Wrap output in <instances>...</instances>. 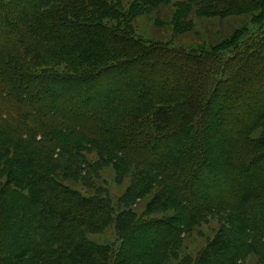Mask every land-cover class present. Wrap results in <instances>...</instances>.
Listing matches in <instances>:
<instances>
[{"label":"trees","instance_id":"trees-1","mask_svg":"<svg viewBox=\"0 0 264 264\" xmlns=\"http://www.w3.org/2000/svg\"><path fill=\"white\" fill-rule=\"evenodd\" d=\"M122 1L0 0V207L19 194L11 229L0 221V263L24 251L48 264H161L217 210L235 216L238 241L217 237L203 264L258 250L264 260V138L252 135L264 123V0H189L255 26L200 48L138 36ZM91 153L118 179L134 171L131 192L156 189L148 210L160 215L140 222L127 204L111 219V203L85 191L98 170ZM110 222L142 249L130 241L122 255L88 239Z\"/></svg>","mask_w":264,"mask_h":264},{"label":"rangeland","instance_id":"rangeland-1","mask_svg":"<svg viewBox=\"0 0 264 264\" xmlns=\"http://www.w3.org/2000/svg\"><path fill=\"white\" fill-rule=\"evenodd\" d=\"M123 9L126 13H133L132 18L133 23V32L138 36L158 41V42H167L169 46H185L188 48H200L211 46V44L218 43L223 41L227 36L232 35L242 26H247L250 29H253L255 26L251 22V15L238 14V15H224V16H207L204 12L199 10V6L191 3L189 0H154L150 2L147 8L142 9V2L134 0H123ZM134 3L133 6L130 5ZM132 25V24H131ZM78 91H82L84 87L82 85H76ZM223 102V99L214 100L211 103V110L209 111V119L206 117L204 124L215 122L214 120L218 117L217 106ZM215 111H217L215 113ZM207 115V113H206ZM209 131L216 130V126H209ZM218 129V128H217ZM252 134L254 138L261 139L264 138V123L259 126ZM224 143V142H223ZM222 144V142H220ZM219 142L216 140L211 141L210 147L214 148L217 153H219ZM91 161L97 167L96 174H91L87 178L89 184L88 189H86L87 184L78 183V188L86 189L85 191L91 192L93 194H101V197L104 198L107 203H111L113 209L111 210L110 217L115 219V213H119L124 206L130 204L133 208V213H136L137 219L140 222H143L149 218L157 217L159 212L153 213L149 211L148 207H151L153 196L156 193V189L151 190L149 193L143 192L140 193V189L133 188V184L137 182L134 178V171L130 174H125L122 178L118 179L115 174V171L111 165L102 166L100 161L95 153L89 154ZM136 171V170H135ZM135 180V181H134ZM12 188V187H10ZM30 189L26 188L28 193ZM22 191V190H21ZM85 191H82L86 194ZM26 193L25 191H23ZM130 192L133 193L130 196ZM90 193V194H91ZM89 194V195H90ZM4 202L1 205V217L0 221H3L6 225V229L10 230L11 227L7 225L5 219L11 206L18 204L19 194L18 191L12 190L9 194H4ZM110 201V202H109ZM148 210V211H147ZM113 211V212H112ZM93 220H97L93 218ZM116 222V221H115ZM110 222L106 225L92 228V230L98 229L99 232H90L88 234V239L95 244H114L115 249L118 247L119 250L123 249V254H125V246L129 242H133V245L140 249V242L142 239L138 237H130V233L123 232L124 238L122 239L118 236L116 228V223ZM235 216H230L227 218L224 216L220 210L213 211L211 214H206L200 216L196 223L193 226V231L182 234V241L180 242V247L177 252L170 255L166 261H162L161 264H203L204 251H206L209 246L217 239V237L225 236L228 238V248H231L238 239L236 238L238 228L236 226ZM233 227V228H232ZM0 228L4 230V227L0 225ZM101 232H100V230ZM232 228V230H231ZM240 229V228H239ZM139 233V232H137ZM10 237L8 240H10ZM13 236L14 247L21 249L22 245L26 242L22 238H16ZM24 241V242H23ZM131 241V242H130ZM19 249V250H20ZM134 252V248L130 249V255ZM261 250L252 251L248 254H242L238 256L235 264H264L261 263L264 260ZM6 256V255H5ZM4 256V257H5ZM65 258V257H64ZM218 260L213 259V264H226L224 257H220ZM67 259V258H66ZM50 261V259H46ZM44 259H39L38 256L31 254L29 252H20L18 257L10 261L11 263L7 264H48ZM120 258H117L115 264H122ZM155 261V262H154ZM154 264H160V262L155 259L153 260ZM6 264L1 262L0 264ZM53 264V263H51ZM61 264H71V261L64 260ZM208 264V263H206ZM211 264V263H210Z\"/></svg>","mask_w":264,"mask_h":264}]
</instances>
